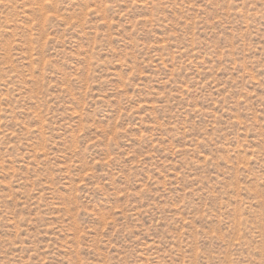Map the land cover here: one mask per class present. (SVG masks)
<instances>
[{"label":"rangeland","instance_id":"rangeland-1","mask_svg":"<svg viewBox=\"0 0 264 264\" xmlns=\"http://www.w3.org/2000/svg\"><path fill=\"white\" fill-rule=\"evenodd\" d=\"M0 264H264V0H0Z\"/></svg>","mask_w":264,"mask_h":264}]
</instances>
